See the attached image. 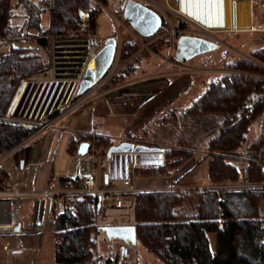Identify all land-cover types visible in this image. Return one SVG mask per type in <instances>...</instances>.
I'll return each mask as SVG.
<instances>
[{"label": "trees", "instance_id": "16d2710c", "mask_svg": "<svg viewBox=\"0 0 264 264\" xmlns=\"http://www.w3.org/2000/svg\"><path fill=\"white\" fill-rule=\"evenodd\" d=\"M92 1L107 6L110 0H0V38L32 35L45 43L54 35L65 34L79 23L78 12L86 11V27L95 29L96 12ZM124 3V2H123ZM111 10L122 17V6ZM47 14V23L41 14ZM162 17L163 27L168 23ZM177 20L175 27H182ZM170 39L161 35L150 42L149 48L161 53ZM139 41L125 34L120 40L117 61L119 66L101 84L108 87L135 75L136 65L146 49ZM32 45H10L0 53V154L27 137L34 126L4 118L2 115L19 81L48 66L44 53L33 51ZM175 59L174 56H170ZM228 67V68H226ZM219 76L211 80L201 94L187 106L180 119L174 110L161 116L180 130L157 134L149 139L151 146H159L166 139L173 142L163 148L165 161L157 166L136 170L140 175H167L200 150L196 141H203L201 160L206 161V182L214 188L189 193L169 189H142L130 193L135 241L150 251L163 264H264V172L255 161H264V124L257 142L251 143L243 156L245 169L239 176L232 162L239 155L249 124L264 111V46L240 55L227 65ZM204 134L197 137L198 131ZM146 129L138 137L146 138ZM100 146L103 155L112 142L99 136H81ZM147 139V138H146ZM200 139V140H199ZM206 139V140H204ZM77 139H70L69 153L74 152ZM165 143V142H164ZM133 172V171H132ZM0 175H3L0 173ZM239 184L237 187L227 185ZM250 185V186H249ZM187 201V216L176 213ZM70 215L61 212L53 217L55 239L54 264H122L119 256L102 259L96 252L98 233L97 196L84 194L76 202ZM214 234V247L209 248L208 234Z\"/></svg>", "mask_w": 264, "mask_h": 264}, {"label": "crops", "instance_id": "0c3cea01", "mask_svg": "<svg viewBox=\"0 0 264 264\" xmlns=\"http://www.w3.org/2000/svg\"><path fill=\"white\" fill-rule=\"evenodd\" d=\"M124 1H116L114 6L112 5L113 10L118 9ZM142 1L147 2L155 10L157 9L156 4L160 5L174 20L182 21L183 26H189L184 17L192 19L212 34V37L207 38H215L216 40L218 37L220 38L219 35L222 33H230V37H233L235 32L250 31L256 25L251 30L258 32L256 34L258 44L250 52L264 46V3L260 1L215 0V4L211 8L207 5L201 7L195 0ZM96 2L92 1L91 3L95 6ZM103 7L95 11L96 26L94 32L97 34V17ZM106 14L113 21L112 16H114V13L110 9L106 8ZM43 15L47 17L46 13L41 14V17ZM117 17L121 20V25L126 26L127 31L124 28V36L125 34L133 36L134 30L127 26L119 14ZM115 33H112V35ZM99 36L102 40L107 37ZM234 42L237 43L236 40ZM45 43L50 44L49 49L44 53L48 66L32 76L22 78L21 80H24V82L18 99L10 105L12 95L5 109L13 119L34 126L33 130H38V133L35 139L30 140L11 156L13 157L12 161H5L10 157L0 161V173L16 177L20 181L23 191H32L37 194L22 199L18 208L19 223L16 229L0 231V264H54L55 239L52 220L55 215L63 212V207L59 202H53L49 196L42 194V192L45 191L48 184L56 185L77 170L78 145L81 142L93 145L91 139H82L81 136L103 137L110 140L112 145L121 141H132L134 144L143 142L147 146L152 144L148 141L138 140L145 129L144 127L148 125L151 121L150 118L153 117V113H151L153 109L149 107V102L153 98V93L149 92L150 87L148 86L151 80L144 77L148 72H144V75L141 73L143 66H137L135 75L115 85L102 89L101 84L104 81L96 84L94 90L99 89V93L92 100L83 106L69 109L74 100L85 93L78 94L77 88L80 77L85 68L89 66L86 40L82 36L71 37L62 34L48 37ZM236 43L230 44L236 45ZM139 45L140 49L145 48L155 56H163L164 54L152 51L149 45L145 47L141 42H139ZM3 51L5 50L3 49ZM238 53L244 55L239 51ZM247 54L245 53V55ZM116 62L113 65L114 69L119 66L117 60ZM139 62H141V59ZM168 64L176 66L173 61ZM162 70L154 69L153 73L159 74ZM222 70L227 69L224 67ZM172 71H179L178 66ZM172 98L162 101L163 108L171 102ZM153 103L161 102L154 101ZM104 115H130V121L124 129L120 130L121 133L120 131L119 133L118 131L113 133V131L95 127V122ZM45 120H51V126L39 128L38 122ZM77 138H79V141L75 145L74 152L69 153L67 150L69 140ZM155 147L158 150L111 153L108 156L106 151L103 155H100V161L94 169L96 186L105 187L109 184L121 186L122 179L125 178L129 169L133 171L130 186L135 191L169 189L189 193L192 190L188 188L197 187L204 183L206 161L201 160V156L199 160L195 158L194 160L191 159L192 161H186L184 165L182 164L178 169L167 175L147 176L137 174L135 171L140 168L157 166L165 161L163 156L164 147L162 145ZM98 149L100 150L99 147ZM195 153H198V151ZM203 161H205L203 169L200 167L202 176L198 177L197 167ZM197 162L199 163L196 164ZM130 193H124L120 203L107 211L106 221L100 222L97 219V223L100 225L98 226L97 235L102 232L101 229L105 232V228L110 231L109 228L111 227L132 225V206L131 200L128 199ZM187 204V201H185L177 209L176 213L179 217L187 216ZM105 233H107V230ZM115 236L120 238L118 240L127 238ZM208 243L209 248L213 249L214 234H208ZM128 253L127 249L125 253L120 249L119 254L121 255L118 263L141 264L142 261H138L139 259L136 257L138 253L136 249L130 252V254H133V258L126 260ZM111 254L112 256L107 253L103 257L101 253H98L102 259L107 257L113 259L115 253L111 252ZM151 256L145 255L143 264H154L155 261L153 260L155 259ZM109 264H113V262Z\"/></svg>", "mask_w": 264, "mask_h": 264}, {"label": "rangeland", "instance_id": "374dc122", "mask_svg": "<svg viewBox=\"0 0 264 264\" xmlns=\"http://www.w3.org/2000/svg\"><path fill=\"white\" fill-rule=\"evenodd\" d=\"M116 1L118 0H110L107 6L103 7L102 10L98 13L97 29H98V34L103 35V36L112 35V33L116 32V29H117L119 38L123 39L124 38V28H125V31H127L126 26L124 25L125 27H123L121 23H118V22L115 23L106 14V8L113 10L112 5L114 6ZM257 1L264 3V0H257ZM155 7L158 9V10L156 9L157 12H159V10H164L158 4H156ZM168 18L172 24L176 21L174 20L173 17L168 16ZM41 21L43 25H46L47 23L46 15H43L41 17ZM255 27L256 25H254L253 28L251 29H254ZM251 29L250 31L235 32V35L233 37H230L229 35L230 33L220 34L219 35L220 38L219 37L217 38V46L215 48L195 55L193 58L186 61L184 63L185 65L183 64L182 66L181 65L172 66L171 64H168V63H172V59L168 57V53L165 54L167 49L161 50L162 51L161 53H164L163 56H155L152 52H149L147 50L143 52V57L141 58V62H139L136 66H143L141 73L144 75V72H148L144 75V77L150 78L151 80L148 83V86L150 87L149 92L153 93L152 94L153 98L149 102V107L150 109H153L151 110V113H153V117L150 118L151 121L148 123V125L144 127L146 129V134L148 133V136L147 135L145 136L147 139L143 137L142 140L149 142V139H152V140L156 139L155 136H153L154 131H156L157 134L166 135L168 133V130L169 131L171 130V131H175V134H178V131L180 130V127H178L179 122L177 121V123L174 124L167 120V121H164V126L161 127L160 126V124L162 123L161 116L169 115V113L174 110L175 118L179 120L180 117L178 116L183 114L185 108L189 106L191 101L195 100L201 94L205 86L215 77L219 76L220 73L223 71L222 69H224V67H226L227 65H231L236 58H238L240 55H243V54H239L238 51L240 53H244L243 56H249L250 50L257 47V44H258V41H256L257 40L256 34H258V32L251 30ZM234 40H236L237 43L234 42ZM230 43L232 44L236 43V45H231ZM245 53L246 54L249 53V54L245 55ZM177 66L179 68V71H172L174 68H177ZM154 69L155 70L163 69V70L159 72V74H156V73H153ZM104 88L105 87H102V89ZM98 93H99V89L96 88L94 91L90 93L89 98L88 97L86 98L88 99L87 102L92 100L94 96L97 95ZM171 97H173L171 102L166 107L163 108L162 101L164 99H168ZM154 101H158L161 103L154 104L153 103ZM85 103H83L80 106H83ZM129 116L128 115H123V116L104 115L103 117H100L95 122L94 125L95 127H99L101 129H107L108 131H113V133H115V131H118L119 133L120 130L124 129V127L128 125V122L130 121ZM261 123L264 124V111L255 120H253L249 124L248 130L245 133V140L243 142V145L238 150L239 155L237 158L232 160V162L237 166L239 176L241 177L244 174L245 160H247V158L243 156V153L246 151L247 147L251 143L257 142L259 140V136L261 134V129H260ZM203 134H204V131L200 130L198 131L197 137L199 135L202 136ZM174 137L175 136H172V138L166 139L164 141L165 143L162 142L160 144L163 147H166L167 144L169 145L171 142H173ZM201 142L203 141L201 140L198 142L196 141L195 145L198 144V147L200 148V150H198V153H195L196 155L194 154L187 161L191 159L194 160L195 158L199 160L202 154V149H203V143ZM141 144H143V142ZM97 147L101 148L100 146H97ZM12 160H13V157L10 156V158L6 159L5 161L8 162ZM198 163L199 162H197L196 164ZM204 165H205V161H203L201 165L197 167L198 177L202 176L200 167L203 169ZM205 179H206V174H205ZM199 186L211 188V186L206 182V180H204V183L203 184L201 183ZM227 186L237 187L239 186V184L227 185ZM128 196H129L128 199L131 200V196L130 195ZM106 230H107V233H105ZM101 231L102 232H100V234H98L95 237V240H96V252L99 254L101 253L103 257L106 256L107 253H110V255L112 256L111 252L120 256L121 255L119 254L120 249L124 251V253H125V250L127 249L129 253H128V258L126 260H128V259L133 258V254H130V252L136 249V251L138 252L136 257H138L139 259L138 261L140 262L142 261L141 264H143L144 256L152 255L150 254L151 253L150 251L143 248L135 240L131 241V240H128V238H125V239L123 238L122 240H118L120 238L116 237L115 234L111 233L107 228H105V232L103 229H101ZM151 257H154L155 259L153 260L155 261L154 264H163L160 260H157L155 256H151Z\"/></svg>", "mask_w": 264, "mask_h": 264}, {"label": "built area", "instance_id": "2783aa9c", "mask_svg": "<svg viewBox=\"0 0 264 264\" xmlns=\"http://www.w3.org/2000/svg\"><path fill=\"white\" fill-rule=\"evenodd\" d=\"M100 7H103L99 2H96L94 6V10L97 11ZM168 23V28L166 32L159 33L156 35L153 40L161 35H168L170 39V43L173 42L174 33L176 31L179 32H190L194 34H198L201 36L212 37V34L202 25L193 21L190 18H185L184 20L189 23V26L175 27L168 18V13L165 10H159L158 12ZM79 15V23L75 28L69 29L65 34L71 37L82 36L86 40L87 45V56L88 62L92 59L95 52L99 49L102 44V38L95 33L93 30H90L86 27L85 19L87 17L86 11L80 10L78 12ZM113 21L116 23H120V19L117 16H112ZM175 28H178L177 30ZM117 38L116 43V56L115 62L117 60L118 49L120 38L118 35V30L116 29V33L114 34ZM135 39L141 42L145 47H147L152 39H141V37L137 33H133ZM15 43V44H14ZM26 43V44H24ZM32 45L34 46L33 51L39 53H45L50 44L40 43L37 41L35 36L32 35H17V36H6L0 38V53H4L7 51L10 45ZM3 49L5 51H3ZM113 64V65H114ZM93 65V64H92ZM92 65H89L91 67ZM114 66L108 71L106 78L114 71ZM105 78V79H106ZM104 79V80H105ZM103 80V81H104ZM21 81V80H20ZM19 81V82H20ZM101 81V82H103ZM99 82V83H101ZM19 84V83H18ZM98 84V83H97ZM18 86V85H17ZM93 86L90 90H87L83 96L74 100V102L70 105L69 109L75 108L77 106L82 105L87 102L90 93L94 90ZM17 88V87H16ZM89 94V95H88ZM88 95V96H87ZM4 118L17 121L15 118L9 116V114L4 111ZM51 126V120H45L38 122V127H48ZM38 130H32L31 133L21 140L16 145L12 146L8 150L4 151L0 154V161L14 155L17 151H19L26 143L30 140L36 138ZM100 150L95 145H88L84 154L77 155V170L68 175L64 180L54 185L52 183L48 184L45 191L42 194L49 196L53 202H59L63 211L72 215L76 211V200L84 195V194H93L97 196V219L100 222H104L107 219V211L113 207L114 205H118L121 201V197L124 193L134 192L135 190L130 186L132 181V169H129L127 175L124 179H122L121 186H116L109 184L105 187H97L95 184V166L100 161ZM255 165L261 167L264 165L262 161H255ZM254 186H264V181L253 184ZM208 187L197 186L190 187V190H198L202 191L203 189H207ZM213 188V187H211ZM35 192L32 191H23L21 189V183L16 177H10L7 175H0V231H11L13 230L19 223V205L22 202V199L25 197L34 196Z\"/></svg>", "mask_w": 264, "mask_h": 264}, {"label": "water", "instance_id": "95a60500", "mask_svg": "<svg viewBox=\"0 0 264 264\" xmlns=\"http://www.w3.org/2000/svg\"><path fill=\"white\" fill-rule=\"evenodd\" d=\"M122 18L132 30L143 37L154 34L161 24L160 14L142 0H125L122 6ZM116 43L117 38L115 35H109L103 39L102 45L92 57L93 65L91 67L87 66L79 79L78 94L90 90L106 78L108 71L115 62ZM216 46L217 40L215 38L182 33L175 40L174 56L179 61H185ZM87 147L88 144L86 142H81L78 145L77 154H84ZM155 150H158L155 146H147L141 143L134 144L132 141H121L115 145H110L106 154L108 156L111 153ZM262 171L264 172V165L262 166ZM109 229L111 233L119 237H127L131 241L135 240L133 225L115 226Z\"/></svg>", "mask_w": 264, "mask_h": 264}, {"label": "flooded vegetation", "instance_id": "af4514ba", "mask_svg": "<svg viewBox=\"0 0 264 264\" xmlns=\"http://www.w3.org/2000/svg\"><path fill=\"white\" fill-rule=\"evenodd\" d=\"M146 4H148L147 2H146ZM149 5V4H148ZM150 6V5H149ZM154 9V8H153ZM161 16V15H160ZM123 19V18H122ZM163 27V24H162V16H161V24H160V26H159V28L156 30V32L154 33V34H152V35H149V36H147V37H143V36H140L139 34V36L141 37V39H152V38H155L156 37V35L157 34H159V33H163L162 31H161V28ZM176 30L178 29V28H175ZM167 30V29H166ZM166 30H165V32H166ZM135 32V31H134ZM136 33V32H135ZM182 33H189V34H194V33H190V32H179V31H176L175 33H174V37H173V42L172 43H170L169 44V49H168V57H170V56H174V45H175V40H176V38H177V36L179 35V34H182ZM195 35H198V34H195ZM198 36H201V35H198ZM202 37H204V36H202ZM207 38V37H206ZM153 40V39H152ZM102 42H103V40H102ZM102 45V44H101ZM175 57V56H174ZM194 57V56H193ZM193 57H191V58H193ZM191 58H189V59H187V60H185V61H179L176 57H175V59L173 60L172 59V61L176 64V65H183L186 61H188V60H190ZM185 65V64H184ZM190 66V65H189Z\"/></svg>", "mask_w": 264, "mask_h": 264}, {"label": "bare ground", "instance_id": "6f19581e", "mask_svg": "<svg viewBox=\"0 0 264 264\" xmlns=\"http://www.w3.org/2000/svg\"><path fill=\"white\" fill-rule=\"evenodd\" d=\"M93 64V60L90 59L89 62H88V65H92ZM24 80H21L17 86V88L15 89V92L13 94V97L11 99V103L10 105H12L19 97V94H20V91L22 89V84H23Z\"/></svg>", "mask_w": 264, "mask_h": 264}, {"label": "snow or ice", "instance_id": "6c2138e0", "mask_svg": "<svg viewBox=\"0 0 264 264\" xmlns=\"http://www.w3.org/2000/svg\"><path fill=\"white\" fill-rule=\"evenodd\" d=\"M195 2L201 7L207 5L209 8L213 7L215 4V0H195Z\"/></svg>", "mask_w": 264, "mask_h": 264}]
</instances>
